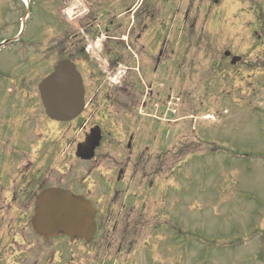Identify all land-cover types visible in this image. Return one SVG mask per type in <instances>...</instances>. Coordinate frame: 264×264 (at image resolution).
<instances>
[{
  "label": "rangeland",
  "instance_id": "1",
  "mask_svg": "<svg viewBox=\"0 0 264 264\" xmlns=\"http://www.w3.org/2000/svg\"><path fill=\"white\" fill-rule=\"evenodd\" d=\"M24 1L0 0V43L14 41V45L0 50V97L2 92L8 96L15 94L19 99L26 88L39 93L41 81L62 59L76 63L84 74L86 87L92 88V71L97 78L101 74L93 63L87 61L83 52L88 45L94 48L98 43L96 38L86 33L93 24L97 29L95 19L109 29L110 40L104 46L106 53L118 45L127 51L140 53L144 46L145 65V58L152 52L156 55L158 46L157 51H164L166 60L160 66L159 78L145 74L146 84L153 83L163 100L171 96V88L175 94L184 93L181 97H184L185 107L182 105L179 115L187 118L178 125L172 122L176 118L168 116L166 119L171 122L162 123L165 131L161 133L164 155L170 163L165 165L160 180L170 186H177L178 182L175 191L171 192L177 199L178 239L169 245L149 242L143 263L264 264V18H253V12L247 16L242 5L238 4V9L242 8L238 11L237 5L231 3L208 13L204 11L207 3L203 0ZM261 3L264 5V0ZM135 5L136 11L126 15ZM191 6L192 11L187 17ZM77 7V16H70L71 9ZM199 9L200 16L196 13ZM131 22L136 24L129 31ZM84 23L85 28L81 29ZM144 26L146 34L139 39L136 31ZM102 39L101 36L99 41ZM195 45L204 46L202 49L212 47V66L205 61L209 55L201 54L199 48L195 50ZM225 50L248 62V71L239 69L241 66L232 67L230 61L224 63L222 56ZM217 63L220 66L217 67ZM253 69L256 76H253ZM204 79L207 80L206 95L202 93ZM136 86L140 94L143 88L139 83ZM113 92L110 98L99 99L98 121L93 122L94 127L102 125L106 115L109 119L118 118L119 123H125L127 117L129 122L131 118L135 121V108L139 103L131 101L129 96H120L121 92L117 95ZM131 106L133 113L129 110ZM8 107H0V125L13 129L23 124L22 130L26 131L27 138L37 143L36 153L31 152L19 161V169L15 166L8 169L12 173L13 186L20 182L28 161L35 160L38 168L46 170L43 175L48 178L47 183L37 185L36 196L50 187H70L72 181L81 179L82 172H87L93 165L82 163L75 156L79 142L84 140L91 127L94 128L89 126L86 133L80 131L83 119L60 124L49 119L45 109L37 110L36 105L31 116H25V123L17 111H14L16 116L9 120L5 110ZM191 114L199 120L191 119ZM208 114L216 115L217 122L200 120ZM146 122L152 124L151 120ZM106 127L107 131L104 130L109 134L108 125ZM127 129H130V123ZM178 129H181L180 138ZM175 130L176 138L170 135L169 139L174 144H168L167 131ZM189 135L192 138L206 137L202 143L193 144ZM110 150L112 147L105 144L104 149L98 151L101 171L112 167ZM155 150L153 148L145 159L147 172H152L157 165L154 162ZM119 152H123L121 146ZM106 155L108 157L104 158ZM174 157L179 162L175 183L172 175L167 174L169 169L172 171V163L176 161ZM0 165L7 171V164ZM62 179L69 180V184H62ZM7 191L8 186L0 191V209L2 201L5 202L0 211V264H20L14 259L30 251L28 240L32 232L31 229L26 232L31 227L28 224L30 218L25 215L24 204L21 205L20 201L12 203L16 207L9 205L12 196ZM17 198L21 199L23 195ZM34 203L35 198L30 203L31 208ZM18 236L22 238L18 240L20 243H13V238ZM11 240L13 244L9 243ZM57 246V242L46 247L38 244L36 252L31 249L33 253L23 262L21 259V264H51L45 259V254L52 256L49 250L55 252ZM72 250L74 255L78 252L76 245ZM107 251H101L102 259L114 256L113 252L109 255ZM86 252L88 256L83 255L81 260L75 256L77 260L73 263H101L102 259L96 258L92 248L84 249L83 253ZM138 260L135 262L140 263ZM125 261L123 257L117 258L116 264H126Z\"/></svg>",
  "mask_w": 264,
  "mask_h": 264
},
{
  "label": "flooded vegetation",
  "instance_id": "2",
  "mask_svg": "<svg viewBox=\"0 0 264 264\" xmlns=\"http://www.w3.org/2000/svg\"><path fill=\"white\" fill-rule=\"evenodd\" d=\"M203 2L207 3L204 5V11H208V13L216 8H221L223 4L231 3L237 5L238 11L243 8L242 10L247 12V16L253 12V18H264V5L261 3V0H208V2L203 0ZM248 3H250V7H248ZM238 4L243 7L241 6L242 8L238 9ZM191 8L192 6L187 13V17L192 11ZM196 13L200 16L201 9H199ZM194 26L195 24H193V27ZM133 29L134 28H132V30ZM145 30L146 27L144 26V28L141 27L140 30L136 31V33L139 34L138 36H140L139 39H142L146 34ZM12 45H14V43L8 44V46ZM201 47L204 46L195 45V50L199 48V52L201 54L204 56L209 55L208 59H205V61L212 66V47L208 46L203 49ZM157 49L158 46L156 48V55H153L154 53L152 52L151 56L145 58V61H147L145 65L143 61L145 51L144 46L143 50H140V53L132 50L127 51L119 49L120 51L115 50V52H111L109 56L108 53L104 54V58H106V56L109 57V63H112V67L121 64L124 66L126 69L124 81L121 82L118 87L110 88L109 90L99 88L100 90H97V80L94 75L95 72L92 71V81L94 82V85L92 88L86 87L87 111H84L80 119H83V122L88 120L93 121L94 119L98 121L97 117L100 106H97V104L99 103V99L101 97L102 99H104V97L110 98L112 90H114L116 95L121 92V94H119L120 96H126L127 98L129 96L131 101H137L139 103V106L135 108V121L131 118V122H129L130 120L127 117V119H125V123H119L118 118L114 117L109 119L106 115L105 118H103V121L105 120L103 124L99 125L102 131L103 140L100 148L96 151V154H98L99 150L104 149L105 144L112 147V150H110V156H112V159H110L112 167L107 168L105 171H101V164L97 161L98 156L96 155L92 162H86L90 164L93 163V165L91 164L90 166L91 169L89 168L87 172H82L83 177L72 181L70 183V187H50L70 190L76 195L84 196L87 200L91 201L96 211L95 220L97 229L94 237L89 242L86 240H73L70 242L68 238L64 237L59 238V241H56V239L46 240L39 237L33 231L32 217L37 207L36 203L38 198V195L36 196L35 189L38 184L42 185L43 183H47L48 178L46 174L43 175V173H46V170L43 171L42 168H38L35 160L34 162L28 161L25 165L26 171L22 172L20 182H16V185L13 186L11 181L12 173H9L8 169L10 170V166L17 167L20 163L19 161L23 160L27 154L31 152L36 153L37 143L36 141L34 143L30 138H27L28 135L26 131L22 130L23 124L22 126H18L13 129L11 127L5 128L4 125H0V164H7L8 166L6 171V169L0 165V191L1 189L4 191L5 187L8 186L7 192L12 196L11 203H9V205L12 206L14 201H20V204H24L23 210L26 216L29 215L30 223L28 224H31V227H28L26 232L28 233L31 229L33 234L32 236V234L29 233L31 234L28 240L30 251L28 253H23L22 257L14 259L15 261H19L21 264V259L23 262L26 258L31 256L33 253L31 249L36 252L38 244H42L43 247H46L51 242H57L58 246L56 251L53 252L52 250H49L52 252V256L48 255V253L45 254V259L51 264H54L56 260L55 264H74L73 262L78 258L81 260L83 255L88 256V253H83V250L89 248H92L93 254L96 258L98 257L100 259H102V257H100L102 250L108 249L107 253L109 255L113 252L114 256L102 259L99 264H106L107 262L110 264L112 261L116 264L117 258L120 259L121 257H123V259L125 258L126 264H144L142 260H145L144 256L146 255V250L150 246L149 242L166 243L168 245L169 243L176 242L178 239V227L177 220L175 218L177 199L171 194V192L175 191L178 186V182L177 186H170L160 180L163 171L165 170V165L170 163L167 155H164V145L163 142H161V133L165 131V128L158 122L152 121L149 118L144 119L138 114V109H160L162 104L161 93L155 90L153 83L146 84L145 79V74H151L154 79L160 77V66H162L166 59L164 51L158 52ZM226 52L231 51H224L222 61H224V63L230 61L231 63L232 58L235 55L231 52V55L226 57ZM31 62H33L32 59ZM88 62L90 64L93 63L92 65H94V61H92V63L91 61ZM218 66H220L219 63H217V67ZM235 67H239V69L244 68L243 70L247 71L249 68L248 62L243 61V59L239 61ZM253 71V76H256L255 69H253ZM180 76L181 72L179 73L178 78H180ZM85 80L86 79H84V81ZM205 82H207L206 79L202 82V84H204L202 88L204 90L202 93L206 95L207 92L205 89H207V83ZM137 83H139L140 87L143 88L140 94L137 92ZM118 89L121 90L118 91ZM1 95L0 107L9 106L5 109L8 112L7 114L9 116V120H12V118L16 116L14 111H17L18 114L23 116V120L26 123L25 116L28 114V117H30L31 111L34 110L36 105L37 110H44L39 93L29 91V88H26V90L21 92L19 99L15 97V94H10L8 96L7 94L4 95V93L1 92ZM129 110L133 113L134 108L131 106V109ZM0 119L2 118L0 117ZM146 120H151L152 124H148ZM129 123L130 129L128 130L127 124ZM107 125L110 130L109 138L106 136ZM92 129L93 128H91L90 131ZM104 129H106V131ZM184 130L186 132V129ZM178 131L180 138L181 130L178 129ZM193 131L196 132L197 130ZM170 135L171 138H173V136L176 138V130L167 131V143L173 145L174 141L170 142L169 140ZM89 136L90 135L86 133L84 140L81 143L79 142V144H87L90 138ZM205 137L206 136L204 135H200L199 137L192 138L189 135L193 144L202 143ZM183 144H186V142ZM119 146L122 147V153L119 152ZM153 148L156 149L154 162L157 165L152 172H147V166L144 165L147 164L145 159L147 158V154L151 155ZM106 157L108 156L106 155L104 158ZM174 158L176 160V157ZM122 159L124 161H122ZM121 164L123 165L122 167ZM172 164V171L170 172L169 169V173L167 174L172 175L171 179H173L175 183V177L176 174H178L179 169V162L176 160ZM44 169H47L45 165ZM93 179L95 180L91 181ZM37 180L40 181L37 183ZM60 182L62 184H69V180L62 179ZM48 189L42 190L40 193ZM10 190H12V192ZM20 195H23L24 199H18L17 197ZM33 196L35 198V203L31 208L32 204L30 203L34 200ZM4 203L5 202L2 201L0 211L3 209ZM151 204H153L152 209L154 210L150 208ZM13 206L16 207L15 205ZM171 232L172 234L170 235ZM13 239V243H20L18 240H21L22 238L21 236H18ZM12 240L9 243H12ZM75 245L78 252L74 255L72 249ZM75 256H77V259H75ZM135 260H138L140 263L135 262Z\"/></svg>",
  "mask_w": 264,
  "mask_h": 264
},
{
  "label": "water",
  "instance_id": "3",
  "mask_svg": "<svg viewBox=\"0 0 264 264\" xmlns=\"http://www.w3.org/2000/svg\"><path fill=\"white\" fill-rule=\"evenodd\" d=\"M3 46V45H2ZM0 46V48L2 47ZM240 59L235 58L233 64ZM40 97L47 116L56 122L66 123L77 119L85 107V88L81 74L74 63L60 62L39 86ZM100 130L93 132L89 143L78 147L77 157L90 161L100 146ZM95 211L90 201L74 196L63 189H49L37 198V208L32 225L44 238L60 234L73 239L91 241L96 223Z\"/></svg>",
  "mask_w": 264,
  "mask_h": 264
}]
</instances>
